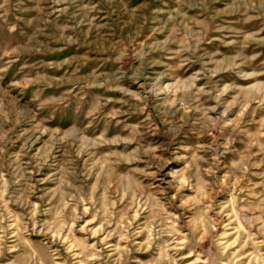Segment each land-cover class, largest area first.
I'll use <instances>...</instances> for the list:
<instances>
[{"label": "rangeland", "instance_id": "1", "mask_svg": "<svg viewBox=\"0 0 264 264\" xmlns=\"http://www.w3.org/2000/svg\"><path fill=\"white\" fill-rule=\"evenodd\" d=\"M0 264H264V0H0Z\"/></svg>", "mask_w": 264, "mask_h": 264}]
</instances>
